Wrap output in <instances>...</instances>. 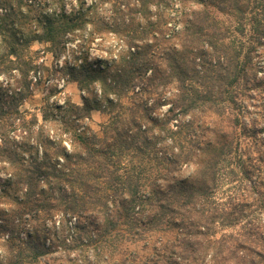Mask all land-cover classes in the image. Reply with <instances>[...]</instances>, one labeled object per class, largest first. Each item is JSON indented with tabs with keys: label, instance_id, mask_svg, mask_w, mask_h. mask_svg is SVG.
I'll return each instance as SVG.
<instances>
[{
	"label": "trees",
	"instance_id": "16d2710c",
	"mask_svg": "<svg viewBox=\"0 0 264 264\" xmlns=\"http://www.w3.org/2000/svg\"><path fill=\"white\" fill-rule=\"evenodd\" d=\"M60 1L44 13L40 0H0V203L8 186L21 189L6 214L28 216L33 228L59 217L78 233L56 244L81 249L72 264H264V137L242 132L241 102L262 71L254 52L264 44V0H75L70 12ZM173 4L179 25L171 27L164 9ZM94 22L123 37L111 76V65L66 58L62 69L81 87L98 79L111 111L122 106L111 92H132V105L96 131L82 122L105 110L86 97L44 96L39 114L23 108L40 83L31 72L47 69L32 44L60 57ZM231 28L250 36H229ZM184 166L192 171L180 177ZM5 240L0 264H43V235ZM125 242L142 244L120 250Z\"/></svg>",
	"mask_w": 264,
	"mask_h": 264
},
{
	"label": "rangeland",
	"instance_id": "374dc122",
	"mask_svg": "<svg viewBox=\"0 0 264 264\" xmlns=\"http://www.w3.org/2000/svg\"><path fill=\"white\" fill-rule=\"evenodd\" d=\"M91 0H87L89 4ZM38 2V1H37ZM40 4L36 3V7L44 13H51L57 8L61 7V1L59 0H40ZM65 3V4H64ZM65 9L70 12L78 5L75 0H64ZM174 7V9L172 8ZM109 5H104L99 8V12L103 16L109 15ZM176 7L171 6L170 8H165L164 11L167 13H171L166 16L168 20V26L174 27L179 24L171 19L173 14L176 12ZM153 14H158V12H163V9L158 11L156 8H152ZM218 16L225 23H230L233 27H235L236 21L231 16L227 14L217 13ZM170 18V19H168ZM230 34V33H229ZM229 36H250V31L246 30L245 33L241 34L237 31L232 32ZM123 37L113 31H111L106 25L105 22H97L94 24H88L86 31L83 33H78L77 36H70L69 48L60 56L55 57L48 50V44L34 42L31 46V53L34 56L36 62H43L47 69L41 67L36 73L31 74L33 76H37L38 80L40 79V83L35 86L34 95L28 99V101L23 105V108H27L28 110L36 111L38 114L40 112L41 106L44 103L43 97H49L50 102H58L63 103L65 100H70L77 104H83V97L88 98L92 103L99 104L101 108H104V111H100L97 108L92 110L91 120H83L82 124L87 122L91 128L95 131L99 130L103 124H107L109 120L116 114L118 111H123L124 107H129L133 102V93L130 92L123 97H119L117 93L111 92L110 97L111 100L117 105L116 109L113 111L110 110V101L105 98V96H101L102 85L101 82L96 79L91 82L88 86H80L75 81L69 80V71L65 68L62 69L65 58L68 60V64H78L80 62H88L89 64L95 66L100 64L101 66H110V69L106 71L108 76H111L112 69L114 68V64L117 56L122 51L123 47ZM77 49L78 56L74 57V50ZM255 61L259 66L262 67V71L258 73V79L253 83L251 82V86L248 91H246L245 95L241 97V102L243 105L242 108V116L245 121L246 128H242V132L244 134H255L259 138L264 137V44L257 45L255 49ZM5 76L0 75V83L6 84ZM35 82V81H34ZM257 84H259L257 86ZM109 106V108H108ZM169 105H163L161 108H157L156 112L160 116L168 109ZM253 153L256 155V144L253 145ZM132 159V160H131ZM123 165L127 166L128 160L133 161V157L130 154L124 156ZM258 165V164H257ZM264 169V165H261ZM0 164V192L3 194L2 190V182L5 177V172L3 171ZM192 171V168L189 166H184L178 171V176L187 177ZM256 173V170H255ZM8 194L3 195L2 202L0 203V262L4 261L7 258L9 246L6 243V238L8 235L14 233L16 235V239L18 241L25 242L30 240L31 237L34 238L36 235H43L46 241V246H49L46 254L42 255L40 259L43 264H72L74 258L81 254V249L78 247L76 249L69 248H57L56 244L57 240L61 239L64 236H67L70 241L74 238L78 233L72 234V229H65L62 226L61 222H59V217L55 218V222L46 220L45 223H40L33 228L31 223L28 220V216L16 217L14 214H6V211H11V208L14 206L10 201V195H21V189L16 188L14 186L7 187ZM5 216L9 217V221L3 220ZM73 218L68 221L69 224L73 223ZM157 235H152L149 237L150 240H153L154 237L160 235V232H156ZM72 235V236H71ZM72 237V238H71ZM61 244V243H59ZM142 242L133 244L132 242H125L119 246L120 250H133L139 249L141 247ZM60 246V245H59ZM32 252V251H31ZM71 259L69 261L68 259Z\"/></svg>",
	"mask_w": 264,
	"mask_h": 264
}]
</instances>
